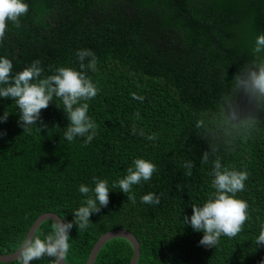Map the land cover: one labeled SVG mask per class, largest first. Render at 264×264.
Here are the masks:
<instances>
[{"label":"trees","instance_id":"obj_1","mask_svg":"<svg viewBox=\"0 0 264 264\" xmlns=\"http://www.w3.org/2000/svg\"><path fill=\"white\" fill-rule=\"evenodd\" d=\"M22 2L28 11L20 26L7 21L0 41V58L13 65L10 79L37 60L41 79L60 67L82 71L76 53L91 50L97 66L86 75L98 92L87 101V115L97 127L90 143L86 137L69 142V121L54 97L24 130L18 106L0 98V117L8 114L0 120V254L18 249L44 212L73 221L85 200L80 185L94 189L106 180L109 203L90 216L86 230L69 231L66 264H86L99 237L115 229L136 236L137 264H264V244L256 242L264 228V95L243 83L264 66V50L254 52L264 35V0ZM136 159L156 171L132 186V203L113 184ZM217 159L222 169L248 173L236 193L248 205L247 219L236 236L221 235L206 247L199 243L203 232L184 217L214 198ZM149 193L158 204L141 202ZM52 222L42 221L34 236L43 240ZM132 255L130 241L118 236L101 246L93 264H129Z\"/></svg>","mask_w":264,"mask_h":264},{"label":"clouds","instance_id":"obj_2","mask_svg":"<svg viewBox=\"0 0 264 264\" xmlns=\"http://www.w3.org/2000/svg\"><path fill=\"white\" fill-rule=\"evenodd\" d=\"M27 11L28 5L22 0H0V41L5 35L6 22L12 21L19 27V17ZM261 50H264V35L257 37L255 42L254 52L259 53ZM76 56L82 71L60 67L56 70V74L42 79L40 77L43 69L39 67L40 61H34L10 79L12 62L7 58H0V85H5L0 87V98L15 102L19 108L18 124L24 130L30 125L37 124L41 110L48 108L55 97L62 102L56 106L63 109L69 121L64 133L65 138L71 142L76 137H86L85 144L92 141L96 135L97 125L87 115L89 107L87 101L97 95L98 89L88 78L86 71L96 70L97 58L89 49L78 50ZM86 58H90L87 63H85ZM243 83L246 88L264 95V66H261L258 72L249 73L248 80ZM7 117L8 114L5 113L0 120L6 121ZM147 138L153 140L155 136ZM201 163H208L207 153L202 154ZM133 164L134 167L128 168L127 175L115 182L113 187L118 186L121 192L127 194V200L135 203V195L131 194L132 186L139 184L141 180H150L156 171V166L144 159H136ZM185 167L189 169L187 175L190 176L191 162L186 163ZM213 175L211 184L216 190L214 198L209 199L202 207L192 206L191 217H184V222L194 231L203 232L199 243L206 247H214L221 235L236 236L247 219L248 205L245 201L237 199L236 193L244 189L248 173L222 169L220 159H217L213 162ZM79 192L84 195L85 200L83 205L73 212V221L65 222L63 218L58 217L51 224L52 232L43 240L38 236L26 237L21 242L17 257L18 264H30L31 261L45 256L52 259V264H61V261L64 264L69 250V231L74 225L80 230H86L90 216L99 213L101 208L107 207L109 203V188L106 180H97L94 189L81 184ZM90 192L92 195H89ZM141 202L158 204L159 197L149 193L142 196ZM256 242L258 245L264 244V228Z\"/></svg>","mask_w":264,"mask_h":264},{"label":"water","instance_id":"obj_3","mask_svg":"<svg viewBox=\"0 0 264 264\" xmlns=\"http://www.w3.org/2000/svg\"><path fill=\"white\" fill-rule=\"evenodd\" d=\"M58 217H60V216L55 212H44V213L40 214L34 220L32 225L30 226V228L26 234V237L34 236V233H35L38 225L42 221L47 220V219L55 220ZM118 236L125 237L126 239H128L130 241V243L132 244V247H133V255H132V258H131L129 264H137V260H138L139 254H140L139 242H138L136 236L127 229H115V230H111V231L103 233L99 237V239L96 241L94 246L92 247L86 264H93L95 261V257L97 255L99 249L101 248V246L107 240L114 238V237H118ZM19 250H20V247L18 249H16L15 251H13L12 253L0 254V262H10V261L17 259L18 255H19ZM61 264H63V261H61ZM64 264H66V262H64Z\"/></svg>","mask_w":264,"mask_h":264}]
</instances>
